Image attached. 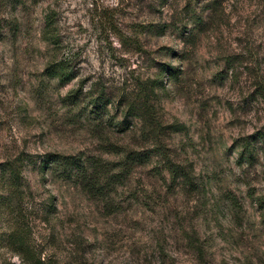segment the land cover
I'll list each match as a JSON object with an SVG mask.
<instances>
[{
    "label": "rangeland",
    "instance_id": "obj_1",
    "mask_svg": "<svg viewBox=\"0 0 264 264\" xmlns=\"http://www.w3.org/2000/svg\"><path fill=\"white\" fill-rule=\"evenodd\" d=\"M18 232L45 264H264V0H0V264Z\"/></svg>",
    "mask_w": 264,
    "mask_h": 264
},
{
    "label": "trees",
    "instance_id": "obj_2",
    "mask_svg": "<svg viewBox=\"0 0 264 264\" xmlns=\"http://www.w3.org/2000/svg\"><path fill=\"white\" fill-rule=\"evenodd\" d=\"M149 28H152V30H156L157 27L153 25H149ZM165 28L166 26L161 25L159 26L158 30L162 32L165 30ZM41 38L42 40L46 41L51 46L52 54L54 57H56L57 55H60V58L54 59L46 64L45 69H44V74L46 75V77L51 78V79H56L60 84H65V83L72 81L76 75V72L74 70L75 57L69 54L64 55V53H62L61 36L57 28L56 21L54 20L53 12H49L44 17V27L41 32ZM93 103H95L96 105L99 104L100 106L104 105V104H101L102 102L100 103V98L98 97L94 99ZM133 106L134 105H131L127 111L136 110V108ZM132 155L135 157H139V158L143 156V154H138V153H132ZM144 159L147 160L148 157L146 156L144 157ZM53 161L59 162L61 164V167L64 168V170H67V168H72L73 166L76 165L75 160L73 158L65 157L61 155H49L41 163V167H40L41 170H45L49 166V164ZM15 163L16 161L12 163H8L9 174H10V177L12 178H17L19 174V170L16 168ZM21 164H22V161H20L19 165L21 166ZM119 165L117 164L115 166H119ZM70 173H71L70 170L67 171V178H69ZM127 173L128 171H126L125 169H120V171H118V173L114 175V178L118 179L120 176L126 175ZM120 182L122 181H119V183ZM117 210H119L118 206L112 209L111 213H108V214H114L115 212H117ZM15 242L17 246L21 250H23L24 257H25L23 260L24 264H45L42 261H40V259H36L32 251L26 247L25 238H24L23 233L18 232L16 234Z\"/></svg>",
    "mask_w": 264,
    "mask_h": 264
}]
</instances>
